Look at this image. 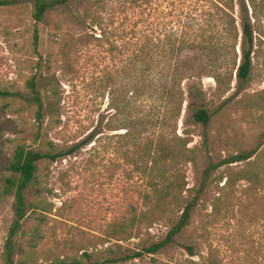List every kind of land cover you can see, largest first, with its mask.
<instances>
[{"label":"rangeland","instance_id":"1","mask_svg":"<svg viewBox=\"0 0 264 264\" xmlns=\"http://www.w3.org/2000/svg\"><path fill=\"white\" fill-rule=\"evenodd\" d=\"M178 2L142 0L139 8L121 12L120 20L126 21L127 13L135 11L147 24L157 25L164 13H175L172 4ZM34 4L35 0H0V88L19 93L9 98L0 96V264L14 203L12 197L2 195V187L15 146L20 142L33 149H75L54 162L41 163V197L36 194L37 188L29 193L32 200L42 198L45 204V222L36 248L30 251L27 245L29 232L38 223L34 215L25 227L27 234L19 237L30 251L32 262L49 263L62 254L78 256L85 251L93 254L92 261H105L161 241L180 216L179 210L168 208L160 220L153 224L144 222L134 231L113 232L133 214L149 210L144 195L150 189L145 174L132 160L133 142L127 135L128 130H144L130 127L128 111L120 113L109 106L111 89L119 97L120 92L128 90L127 74L116 75L103 85L97 79L106 67H124L127 54L111 52L114 35L99 39L101 27L84 22L79 15L90 10L102 16L106 31L112 33L120 22L112 19L111 0L105 8L94 5V0H72L67 7L50 12L42 22L33 17ZM168 19L173 21V16ZM170 25L175 26V21ZM33 76H37L47 111L41 136L35 120L37 104L27 85ZM203 85L208 93L215 88L211 78H204ZM263 91L264 64H258L239 98ZM230 110L233 123L227 144L219 140L217 127L224 130L220 121L212 128L215 160L235 153L237 146L252 148L261 144L252 160L264 171L263 102L250 112L245 105L232 106ZM109 119L112 129L108 127ZM203 130L185 104L178 133L187 137L188 147L198 149L199 169L206 165ZM136 159L141 161L139 155ZM232 166V170L226 165L213 174L194 210L191 225L178 236V244L155 255L158 264L182 263L189 256L184 244L195 246L196 261H202L212 251L221 264H264V175L262 188H250L249 182L236 174L250 165L240 162ZM180 172L186 182L185 196L192 198L195 192L188 190L200 184L196 165L185 163ZM229 174L236 183L223 186ZM220 197L222 211L215 215V203ZM160 210L155 215H161ZM150 257L106 264H150Z\"/></svg>","mask_w":264,"mask_h":264},{"label":"trees","instance_id":"2","mask_svg":"<svg viewBox=\"0 0 264 264\" xmlns=\"http://www.w3.org/2000/svg\"><path fill=\"white\" fill-rule=\"evenodd\" d=\"M71 1L35 0L33 17L37 22H42L50 12L67 7ZM108 1L94 0V5L105 8ZM178 1V5L172 4L176 7L175 13H164L158 24L152 26L135 11L127 13L126 21L120 20L121 12H127L133 7L139 8L142 0H111L114 10L112 19L115 23L120 22L112 33L106 31L102 16L94 15L90 10L79 15L84 22L101 27L103 33L99 39H109L114 35L111 52L127 54L124 67L115 70L106 67L103 75L97 79L103 85L102 83L116 75L123 72L127 74L128 90L120 92L119 97L111 89L109 106L113 110H120V113L128 111L130 127L144 130H128L127 135L133 142L132 160L145 174L150 189L144 195L149 210L133 214L128 221L115 227L113 232L121 234L120 232L134 231L144 222L153 224L167 213L168 208L179 210L180 216L164 239L131 254L105 261H92L93 254L85 251L78 256L62 254L49 263L32 262L28 253L36 248V240L41 235V225L45 222V204L42 198L32 200L29 193L37 188L36 194L41 197L43 188L38 187L41 184V163L54 162L73 153L75 149L68 152L57 151L54 147L33 149L27 143L20 142L15 146L9 163V174L2 187V195L14 200L13 221L2 255L3 264H106L144 260L147 255L151 256L150 264H158L155 255L178 244V236L191 225L194 210L217 170L226 165L232 170V164L246 162L250 166L238 170L237 176L247 180L250 188L263 187L264 171L255 166L252 160L260 152L262 145L252 148L237 146L235 153L216 161L212 153V128L220 121L224 130L217 127L219 140L220 143L227 144L233 123L230 108L245 105L250 112L258 104H264V91L239 98V92L252 80L257 65L264 64V0ZM127 3H130L129 7ZM169 16H173V21L168 19ZM174 21L175 26L170 25ZM204 78H211L215 82V88L210 93L203 85ZM235 80L237 83L234 85ZM187 82L188 85L185 86ZM27 85L37 104L35 120L38 136H41L47 111L38 88L37 76L31 77ZM18 94L0 88L2 97H15ZM185 104L192 110L194 120L204 127L201 136L206 165L201 169L198 149L188 147L187 137L178 133ZM114 115L115 113L112 116ZM107 123L109 129H112L111 119ZM144 132L147 133L145 138L142 137ZM137 155L141 158L140 162L136 159ZM190 162L196 165L200 181L198 187L188 190L195 192L192 198L185 196L186 182L180 172L181 166ZM230 174L223 186L231 181L236 183ZM224 177L220 178V182ZM222 201L221 197L217 199L215 215L222 211ZM158 210L162 211L161 215H155ZM31 215L35 216L38 223L27 238L29 251L19 237L27 234L25 227ZM183 246L189 256L179 264H221L212 251L203 256L202 261H196L195 246Z\"/></svg>","mask_w":264,"mask_h":264}]
</instances>
